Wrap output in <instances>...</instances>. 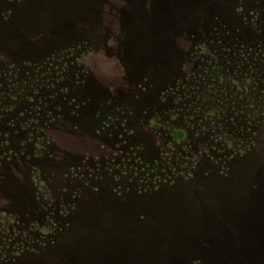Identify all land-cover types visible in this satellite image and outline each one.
Listing matches in <instances>:
<instances>
[{
  "label": "rangeland",
  "instance_id": "obj_1",
  "mask_svg": "<svg viewBox=\"0 0 264 264\" xmlns=\"http://www.w3.org/2000/svg\"><path fill=\"white\" fill-rule=\"evenodd\" d=\"M0 264H264V0H0Z\"/></svg>",
  "mask_w": 264,
  "mask_h": 264
}]
</instances>
